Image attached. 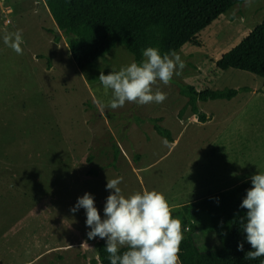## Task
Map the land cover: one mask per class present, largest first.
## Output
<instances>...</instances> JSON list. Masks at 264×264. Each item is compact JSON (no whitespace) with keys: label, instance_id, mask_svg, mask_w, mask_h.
<instances>
[{"label":"rangeland","instance_id":"rangeland-1","mask_svg":"<svg viewBox=\"0 0 264 264\" xmlns=\"http://www.w3.org/2000/svg\"><path fill=\"white\" fill-rule=\"evenodd\" d=\"M7 8L12 12H4ZM263 17L264 0L234 5L201 32V46L186 44L177 51L185 62L181 74L167 86L159 81L153 86L167 94L163 103L126 102L113 110L101 107L111 93L98 78L101 71L107 75L136 62L126 46L80 69L45 0H0V264H92L98 250L76 244L88 239L85 210L71 209L87 192L103 219L112 191L107 178L123 177L119 187L125 197L156 190L180 206L264 173V77L217 66ZM17 30L24 39L22 55L3 42ZM188 86L199 92L243 90L232 99L198 100L200 111L212 117L199 124L188 119L194 115L182 93ZM155 118L173 137H182L170 154V143L154 129ZM97 151L107 155L102 164L88 161ZM190 161H202V175L213 172L220 179L214 187L173 194ZM91 169L95 174H88ZM200 215L189 225L200 250L218 248L210 215Z\"/></svg>","mask_w":264,"mask_h":264},{"label":"trees","instance_id":"trees-1","mask_svg":"<svg viewBox=\"0 0 264 264\" xmlns=\"http://www.w3.org/2000/svg\"><path fill=\"white\" fill-rule=\"evenodd\" d=\"M244 0H45L58 28L69 37L71 55L80 69L93 65L99 58L121 44L128 48L137 63L142 51L148 47L158 48L161 54L179 51L186 44L201 46L199 35L236 4ZM218 68L241 69L264 77V17L241 42L226 52L218 61ZM242 88L221 90L194 87L183 88L194 114L202 121L198 100L232 99ZM154 129L167 141L173 142L172 132L152 119ZM89 156L88 161L92 162ZM91 169L88 174H95ZM251 183L243 182L237 187L209 194L193 205V213L210 215L218 248L200 250L194 229L182 224L184 239L180 245V264H261L264 257L244 259L251 246L245 240L240 217L246 209L239 207ZM241 194V195H239ZM218 198L219 203L216 202ZM244 242V251L237 245ZM106 241L98 243L99 261L109 264L105 251ZM122 249L121 251H124ZM93 259L92 264H98Z\"/></svg>","mask_w":264,"mask_h":264},{"label":"clouds","instance_id":"clouds-1","mask_svg":"<svg viewBox=\"0 0 264 264\" xmlns=\"http://www.w3.org/2000/svg\"><path fill=\"white\" fill-rule=\"evenodd\" d=\"M244 2L250 7L253 0ZM3 42L17 55L23 54L21 31L5 34ZM184 67L185 62L174 50L161 54L158 48L148 47L142 51L139 63L132 62L107 75L101 71L98 80L103 90L111 93L109 102L101 107L115 110L126 102L141 106L161 104L167 94L159 88L154 91L153 86L158 81L169 85L173 76L180 75ZM250 179L252 186L246 190L239 205L247 210L245 216L240 217V224L246 234L245 240L251 246L244 259L256 260L264 257V173L253 174ZM122 180L123 177L107 178L106 189L112 191L103 207V219L94 197L87 192L71 209L73 213L81 208L85 210L86 226L90 228L88 239L99 237L106 241L104 249L109 264H179L184 232L181 221L173 218V209L166 197L156 190L125 197L119 187ZM216 202L219 203L218 198ZM237 250L244 251V242L238 243ZM98 264H102L99 259Z\"/></svg>","mask_w":264,"mask_h":264},{"label":"crops","instance_id":"crops-1","mask_svg":"<svg viewBox=\"0 0 264 264\" xmlns=\"http://www.w3.org/2000/svg\"><path fill=\"white\" fill-rule=\"evenodd\" d=\"M2 6H4V4H1ZM4 11V10H3ZM6 13H11L12 12V9L11 8H7L5 9ZM7 23L9 22V20L7 19L6 21ZM195 116L197 114H194ZM192 116L190 118H188L189 120H191L192 122L196 123L198 122L199 124L202 123V124H205L207 123L209 120L212 119V117H208L206 115V119L204 121H198V117H195V116ZM209 119V120H208ZM208 120V121H207ZM173 142H169L170 143V150L167 152L168 154H170V152L173 151L178 147L180 146L181 142H182V137L180 136H177V137H173ZM121 151H122V154L123 156L128 159V153L127 151L125 150V148H121ZM96 153H98V155L95 156L93 155V160L95 163H99L101 162V164L104 162V157H106L107 155H105L104 153H101L99 151H97ZM138 155V154H137ZM139 158H141L140 155H138ZM163 156H160L158 158H155L153 160V163H157L158 161H160L162 159ZM98 159H100L98 161ZM206 165V163H205ZM188 170V174L184 175L181 177L180 179V184L178 186V188H175L173 189V194L175 193H179L177 192L176 190H179L181 192H184V193H188L189 191L190 192H194L193 189H195V187L197 188H203V187H206V186H212L214 187L215 183L218 182V178L217 177H214V173L213 172H207V174H203V169H204V163H202V161H197V162H189L188 166H187ZM206 168H211L210 166L208 167L206 165ZM188 181V182H187ZM246 182V181H245ZM239 184H241V182H237L236 184H232L231 187L227 188V189H231V188H235L236 186H238ZM188 185V186H187ZM215 189V188H214ZM217 190H215L214 192H212V190L209 192V194H214L216 193ZM181 194V193H179ZM208 194V195H209ZM182 196V194H181ZM199 202V201H197ZM197 202H194V203H188V204H181L180 206H175V205H170V207L174 210L175 208H182L181 211H179V213H175L174 211L172 212V216L174 219H179L181 221L182 224L186 225V227L189 228V225H191L195 219H198L201 215V213H193V205L196 204ZM103 239H100L99 237L95 238V239H81L80 242H76V244H78L81 248H83L84 250L88 251L90 250V247H94L97 249V246H98V243L99 241H101ZM99 256L97 255V257L95 259H98Z\"/></svg>","mask_w":264,"mask_h":264}]
</instances>
